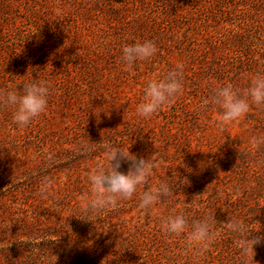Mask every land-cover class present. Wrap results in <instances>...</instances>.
Returning <instances> with one entry per match:
<instances>
[{
  "label": "rangeland",
  "instance_id": "rangeland-1",
  "mask_svg": "<svg viewBox=\"0 0 264 264\" xmlns=\"http://www.w3.org/2000/svg\"><path fill=\"white\" fill-rule=\"evenodd\" d=\"M146 39L156 54L125 70L122 46ZM177 64L182 93L139 118L148 81ZM258 74L264 0H0V92L50 84L28 126L0 106V264H264V106L224 123L210 102ZM105 143L152 168L131 198L92 214L87 178L107 167ZM161 181L171 195L141 209L139 193ZM173 215L188 222L179 237L162 234ZM201 219L213 233L203 252L186 244Z\"/></svg>",
  "mask_w": 264,
  "mask_h": 264
},
{
  "label": "clouds",
  "instance_id": "clouds-1",
  "mask_svg": "<svg viewBox=\"0 0 264 264\" xmlns=\"http://www.w3.org/2000/svg\"><path fill=\"white\" fill-rule=\"evenodd\" d=\"M156 51L155 43L148 39L124 44L121 48L120 62L125 70H129L137 61L153 57ZM182 68L181 64H177L161 78L148 81L143 100L135 108L139 118H150L182 93ZM20 84L22 88L18 89L17 85ZM17 85L14 90L0 92V106L12 108V123L18 127H25L46 110L50 84L47 81L29 78ZM210 102L218 106L222 122L238 120L252 105L264 106V75L258 74L251 79L249 87L243 93L231 83H226L214 90ZM130 146L125 149L118 143L101 145L105 152L107 167L98 166L88 175L90 197L85 201L86 212L99 214L114 207L118 200L131 198L137 193L138 186L146 183L151 173L152 160L149 157L137 158L135 154L129 152ZM121 161L130 162L126 173L119 171ZM170 195V185L161 181L155 187L139 193V207L151 211L162 197ZM227 227L237 233L243 230V225L238 220L229 222ZM188 228V222L183 215H173L164 219L161 224L162 234L165 236L179 237L185 234ZM212 234V225L208 220L193 221L186 244L200 252L206 251L212 242ZM251 241L252 245L256 243L255 240Z\"/></svg>",
  "mask_w": 264,
  "mask_h": 264
}]
</instances>
